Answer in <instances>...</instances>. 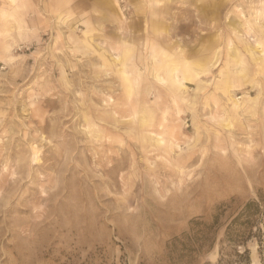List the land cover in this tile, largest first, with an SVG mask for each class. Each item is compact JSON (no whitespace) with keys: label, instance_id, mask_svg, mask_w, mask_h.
Listing matches in <instances>:
<instances>
[{"label":"rangeland","instance_id":"rangeland-1","mask_svg":"<svg viewBox=\"0 0 264 264\" xmlns=\"http://www.w3.org/2000/svg\"><path fill=\"white\" fill-rule=\"evenodd\" d=\"M263 3L0 0V264H245Z\"/></svg>","mask_w":264,"mask_h":264},{"label":"trees","instance_id":"trees-1","mask_svg":"<svg viewBox=\"0 0 264 264\" xmlns=\"http://www.w3.org/2000/svg\"><path fill=\"white\" fill-rule=\"evenodd\" d=\"M264 200L251 199L247 201L230 220L225 233L226 248L221 249L222 257L234 262L235 258L250 264V249L247 243L257 238L260 251L264 254ZM240 246H245L240 250Z\"/></svg>","mask_w":264,"mask_h":264},{"label":"crops","instance_id":"crops-1","mask_svg":"<svg viewBox=\"0 0 264 264\" xmlns=\"http://www.w3.org/2000/svg\"><path fill=\"white\" fill-rule=\"evenodd\" d=\"M261 1H263L264 2V0H261ZM264 6V3L262 4V7ZM260 10V9H259ZM261 11V14H262V19H263V21H264V7H263V9H261L260 10ZM249 29H251L250 27H248V30ZM261 30L264 32V23H263V25L261 26Z\"/></svg>","mask_w":264,"mask_h":264},{"label":"bare ground","instance_id":"bare-ground-1","mask_svg":"<svg viewBox=\"0 0 264 264\" xmlns=\"http://www.w3.org/2000/svg\"><path fill=\"white\" fill-rule=\"evenodd\" d=\"M261 9H263V8H261ZM261 9H260V10H261ZM258 11H259V10H258ZM261 16H262V15H261Z\"/></svg>","mask_w":264,"mask_h":264}]
</instances>
